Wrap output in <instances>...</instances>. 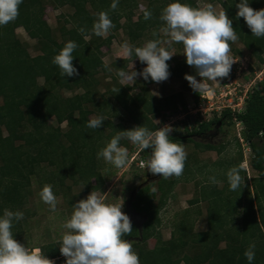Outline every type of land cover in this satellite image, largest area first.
Instances as JSON below:
<instances>
[{
  "label": "trees",
  "instance_id": "trees-1",
  "mask_svg": "<svg viewBox=\"0 0 264 264\" xmlns=\"http://www.w3.org/2000/svg\"><path fill=\"white\" fill-rule=\"evenodd\" d=\"M218 1L233 20L238 39L253 57L264 62V37L254 36L244 18H237L236 5L239 0ZM181 2L199 8L197 0ZM249 2L256 10L264 8V0ZM112 3L113 0H24L19 6L18 17L0 26V215L20 195L21 186L29 179V173H32L31 168L41 163L46 155L58 152L60 124L63 122H67V133L74 144V153L78 156L86 149L90 139L100 138L103 126L99 129L87 127L90 120L88 116L93 112L100 114L104 108L109 107L111 100L108 96L117 100L132 116V127L121 125L123 130L145 126L155 131L158 124L152 115H159L164 109L171 107L165 112L170 115L185 105L183 92L162 100L157 99L148 88V84L153 82L151 80L145 81L139 92H133L139 87L138 81L132 85H124L119 81L118 73L129 68L130 61L136 58L134 52L129 57L116 58L111 64L104 61L102 48L111 44L115 31L123 29L133 47H142L141 39L147 36L146 32H150L147 41L157 40L159 30L165 24L160 19L161 11L152 9L151 2L145 10L151 12L149 19L144 18L145 12L134 19L133 7H137V0H118L115 9L111 8ZM48 4L55 7L70 5L74 8V26L60 28V39L45 19ZM88 4L97 7L96 14L88 9ZM101 12H107L114 25L107 36H97L93 31L94 22ZM18 27H23L37 41L40 53L31 55L16 34ZM69 41L78 45L73 52V64L80 73L79 76L70 78L62 77L59 67L53 64L54 56ZM234 51L236 55L240 54L239 49ZM185 66H190L186 63V57L171 67L170 73L182 77L192 74L193 70H187ZM113 67H116L114 73ZM103 72L111 74L112 83H107V89L101 95L103 100L99 101L98 75ZM40 78H43V83L39 82ZM63 89H82V92L65 96ZM51 118L56 119L58 127L50 124ZM234 120L242 124L241 136L252 151L251 167L259 173L254 178L255 189L252 193L255 198L250 190H243L242 186L235 191L230 190L227 172L232 166L224 164L221 168V163L217 161L211 167L208 178L214 176L215 179L223 180L224 186L202 187V198L209 203L208 229L194 232L191 228L179 225L169 239L160 241L153 249L139 248L137 253L140 264H248L244 253L252 243L256 246L253 264H264V81L260 87L249 92L244 108L233 111L227 107L219 115L201 121L194 129H187L169 139L176 143L193 142L202 150L220 152L222 144L196 140L194 136L210 133L216 127ZM122 142L127 144L121 140L120 143ZM140 152L146 161L150 159L151 149ZM61 156L65 161L68 153L63 149ZM89 160L86 170L93 174L90 157ZM67 162L70 163V168L78 170L77 160ZM185 167H188L186 163ZM218 168L226 173L218 174L215 172ZM143 172L148 177L147 168ZM100 178L102 177L98 176ZM174 183L175 177L160 176L157 190L153 188L154 182L147 179L128 187L133 198H129L130 209H126V213L129 215L134 210L137 214L145 215L141 228L132 221L133 230L125 237L133 246L137 247L157 234V227L161 223L160 211L166 204ZM138 237L139 240L136 239ZM222 242L224 245H221ZM191 243L199 245L200 251L187 252ZM42 250L43 255L48 258L59 257L61 263L58 264H65L66 259L62 257L57 245L51 244Z\"/></svg>",
  "mask_w": 264,
  "mask_h": 264
},
{
  "label": "rangeland",
  "instance_id": "rangeland-1",
  "mask_svg": "<svg viewBox=\"0 0 264 264\" xmlns=\"http://www.w3.org/2000/svg\"><path fill=\"white\" fill-rule=\"evenodd\" d=\"M137 7L134 9V19L145 12L147 6L152 5V9L163 11V9L174 0H137ZM199 8H206L211 5L216 12L225 11L224 6L218 0H197ZM88 9L94 14L97 13V7L92 4L87 5ZM131 9L130 7H128ZM74 8L70 5L62 7H55L51 4L46 6L45 19L53 27L56 33L60 37V28L74 26L72 20V13ZM228 16L229 13L227 12ZM124 21V19H121ZM166 24L159 30L157 40L166 41L169 37L165 34L163 29ZM17 36L26 45L31 55H37L41 51L39 50L38 43L35 39L31 38L23 27L16 29ZM107 32L103 36H107ZM147 36H144L142 40L143 46L147 42V38L150 37V32H146ZM230 43V55L236 61L228 77L222 78L216 81H207L209 88L212 89L211 100L208 97L204 98L202 94L190 90L189 82L185 77L171 74L169 79L160 83L151 82L148 84L150 93L157 99H164L171 95H176L179 92L184 93L185 105L182 109L176 113L168 115L165 113L171 107L164 109L159 115H152L153 119L158 124V128L170 125L173 129L171 136L179 135L181 132L187 129H194L201 121L209 120L215 115H219L220 111L229 108V104L234 105V110L244 108L245 100L249 92L253 88H258L264 81V62H259L257 58L253 57L251 52L244 46V44L237 39L235 42ZM133 47L127 34L123 29L114 32V37L111 40V44L104 46L103 59L106 63L111 64L118 57H129L125 55V45ZM162 46H167L162 44ZM172 48L175 51V55L167 63L171 67H174L177 63L182 62V59L186 57L183 53L184 46L182 43H173ZM234 49H239L240 54H235ZM146 67V64L139 62L137 58L133 59L129 63V68L126 72L133 70L141 71ZM187 70L192 69L193 73L189 75H195L196 71L192 66H185ZM112 72L116 71V67L112 68ZM99 77V101L103 100L102 93L107 89L108 84L112 83V76L110 73H100ZM197 79L200 77L197 76ZM119 81L122 84L132 85L136 81L139 83L133 92L141 91V86L145 84V80L142 77H138L133 81ZM40 83H43V78L39 79ZM192 89V88H191ZM82 92V89H63L62 93L65 96H71L74 93ZM199 94V95H198ZM108 96V95H107ZM111 100V105L104 108L100 114L93 112L89 114V119L96 118L98 116L105 117L103 123V130L100 138L90 139L88 146L78 155L74 153L75 148L72 139L69 138L67 131L69 127L67 122L60 124L61 135L59 137L60 149L58 152L48 154L45 156L41 163L32 167V173H29V179L24 181V184L20 188V195L15 198L12 203L8 204V210L13 212L19 210L23 212V219L18 222H14L12 232L20 243L24 244L30 250L33 248L48 247L51 244L57 245L60 248V241L63 234L67 231L63 228V224L70 219L73 211L74 204L79 200L86 198L92 191H96L106 197L108 203H124L123 211L129 208V198H133L132 191L128 188L134 183H141L144 179L154 182L153 188L157 190V180L160 175L149 174L148 177L144 175V169L139 168L136 162L131 163L132 155H141L138 146L134 145L128 139H122L127 144L122 142L121 145L128 148L130 162L123 168H116L111 163L106 162L103 158H97V153L103 149L106 144L115 136L119 131H122L121 125L125 127H132L131 114L120 105L117 100L112 96H108ZM0 98V102H1ZM178 100V99H177ZM205 100V114L196 111V107L199 103ZM179 102V100H178ZM50 124L53 127H58V122L55 118L50 119ZM213 129L210 133L211 136L200 137L194 136L196 140L200 141H212L215 144H222L220 152L212 149L202 150L197 148L193 142L183 141L185 151L187 153V159L185 163L187 168L184 167V171L180 176L173 175L175 177V183L170 193L166 204L160 211L161 223L157 227V234L149 238L146 242L140 243L139 246H133V250L137 253L139 248L153 249L162 240L169 239L173 232L179 225L185 226L188 229H192L194 232L204 231L208 229V207L207 200L202 198V187L209 185H217L218 187L224 186V181L216 179V183H212L208 178L211 172V167L214 163H221V168L224 164L233 167H239L240 175L242 177L241 186L243 190H250L251 194L255 198L252 191L254 187V178L259 173L251 167L250 159L252 157V151L250 146L241 136L242 124L238 121H228L224 126L218 128V132L214 133ZM116 131V132H115ZM6 133V132H5ZM65 150L68 153L65 161L61 156V150ZM93 174L87 172L88 163H90ZM71 159L77 160L78 170L70 168L67 161ZM90 167V166H89ZM217 169L215 172L225 174V170ZM111 174V175H110ZM98 176L102 177L98 179ZM171 177V176H170ZM45 185H50L54 194L57 197V206L53 210L50 205L46 204L40 197V192ZM244 194V193H243ZM134 195V194H133ZM246 195V193H245ZM244 195V197H245ZM247 196V195H246ZM4 209V210H5ZM135 224L141 227L145 215L143 213L136 214L131 213ZM139 240V237L136 238ZM224 245V242L221 243ZM199 245L188 246L187 252H199ZM43 252V250H42ZM44 253V252H43ZM64 257V256H62ZM65 258V257H64ZM66 259V258H65ZM55 264L61 263L60 258H55ZM184 264V263H182Z\"/></svg>",
  "mask_w": 264,
  "mask_h": 264
},
{
  "label": "clouds",
  "instance_id": "clouds-1",
  "mask_svg": "<svg viewBox=\"0 0 264 264\" xmlns=\"http://www.w3.org/2000/svg\"><path fill=\"white\" fill-rule=\"evenodd\" d=\"M24 0H0V26L14 21L19 15V6ZM118 0H113L111 8L117 7ZM237 18L242 17L252 34L264 37V8L256 10L250 6L249 0H239ZM151 17L150 11H145L144 18ZM160 19L165 22L163 29L169 37L166 41L150 40L142 47L125 45V55L136 58L146 67L142 71L121 70L118 75L121 81H133L142 77L145 81L160 83L169 79L170 65L167 63L176 54L173 43H182L186 63L192 66L196 74H185L194 92L211 94L207 81H216L228 77L236 62L230 55V43L238 37L233 27V20L227 12H216L209 5L206 8H193L174 0L162 11ZM113 22L107 12L99 13L94 22L93 31L97 36L105 35ZM84 29H81L83 32ZM166 44L167 46H162ZM78 47L74 41H69L53 58V64L60 69L62 77L79 76L78 68L73 64L74 50ZM197 76L200 79H197ZM105 117L98 116L87 122V127L99 129ZM173 131L170 125L155 131L145 126H136L130 130L119 131L106 146L97 153V158H103L116 168H123L130 162L128 148L121 145L122 139H128L139 149H151L147 161V171L152 175L168 178L180 176L185 167L187 153L183 143L169 139ZM239 167H233L227 172L230 190L240 188L242 177ZM216 183L215 177L209 178ZM41 199L55 210L57 197L50 185H45L40 192ZM123 204L106 202V197L92 191L86 198L74 204V211L64 224L67 231L60 241V253L66 258L65 264H140L138 253L133 250L132 243L125 237L133 230L130 216L123 211ZM23 212L5 209L0 215V264H55L54 260L42 254L40 248L29 249L15 239L12 227L14 222L23 219ZM255 244L245 250L248 264L255 259Z\"/></svg>",
  "mask_w": 264,
  "mask_h": 264
},
{
  "label": "built area",
  "instance_id": "built-area-1",
  "mask_svg": "<svg viewBox=\"0 0 264 264\" xmlns=\"http://www.w3.org/2000/svg\"><path fill=\"white\" fill-rule=\"evenodd\" d=\"M209 86V85H208ZM202 96L204 97V98H206V97H208V99L209 100H211L212 99V97L210 96V95H208L207 93H206V95L205 94H202ZM203 105H205V100L202 102V103H199V105L196 107V111L197 112H200V113H202V114H205V112H204V108H203ZM230 108H233V110H234V105H232L231 103L228 105ZM240 110V109H239ZM222 111V110H221ZM221 111H220V113H221ZM132 162H136V165L139 167V168H141V169H145V168H147V161L144 159V158H142V156L140 155H132V158H131V163ZM38 248V247H37ZM33 249H36V248H33ZM49 259H51V260H55V258H49Z\"/></svg>",
  "mask_w": 264,
  "mask_h": 264
},
{
  "label": "flooded vegetation",
  "instance_id": "flooded-vegetation-1",
  "mask_svg": "<svg viewBox=\"0 0 264 264\" xmlns=\"http://www.w3.org/2000/svg\"><path fill=\"white\" fill-rule=\"evenodd\" d=\"M218 128L219 127H216L215 128V130H214V133H216V132H218ZM198 136H200V137H207V136H211V133H207V134H204V135H198ZM149 174H151L150 172H149ZM148 174V175H149ZM128 209H130V203H129V208ZM132 212H134V213H136L134 210H131V212L129 213V216H130V218H131V220L134 222V223H136L134 220H133V216H132ZM137 214V213H136ZM139 228H141V227H139Z\"/></svg>",
  "mask_w": 264,
  "mask_h": 264
},
{
  "label": "water",
  "instance_id": "water-1",
  "mask_svg": "<svg viewBox=\"0 0 264 264\" xmlns=\"http://www.w3.org/2000/svg\"><path fill=\"white\" fill-rule=\"evenodd\" d=\"M148 174H149V172H148ZM140 234H142V233H141V229H140Z\"/></svg>",
  "mask_w": 264,
  "mask_h": 264
}]
</instances>
